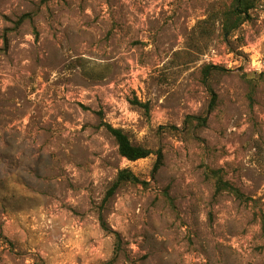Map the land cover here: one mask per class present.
<instances>
[{"label":"rangeland","instance_id":"obj_1","mask_svg":"<svg viewBox=\"0 0 264 264\" xmlns=\"http://www.w3.org/2000/svg\"><path fill=\"white\" fill-rule=\"evenodd\" d=\"M229 4L0 0V264L109 262L97 210L122 169L146 185L105 205L112 264H264V0L224 35ZM102 123L152 154L120 157Z\"/></svg>","mask_w":264,"mask_h":264},{"label":"trees","instance_id":"obj_2","mask_svg":"<svg viewBox=\"0 0 264 264\" xmlns=\"http://www.w3.org/2000/svg\"><path fill=\"white\" fill-rule=\"evenodd\" d=\"M230 4L227 10H225L220 16V25L221 30L224 35H229L233 33L246 19L248 12L254 8L256 0H229ZM26 17L28 16H21L16 21V25H19ZM8 48V40L5 35L2 36V48H0L1 53H5ZM215 69L219 70L217 67H208V69ZM205 76L207 75V70L204 71ZM130 104L136 107L141 108L144 111V114H148L149 112V104L139 102L136 99L130 101ZM215 105V94L211 93L210 104L208 106L207 111L210 112ZM207 123V116H194L188 115L185 117L183 121L184 129H199L206 126ZM102 126L106 130V132L112 137L114 140L117 153L120 157L124 158L129 162H134L140 159H145L152 152L140 145H135L131 143L128 136L118 128H113L109 124L102 123ZM155 154V162L152 166V172H156L163 164V156L160 150H156ZM206 177L212 179L214 181V189L216 194H220L222 192L228 193L229 195L233 196L237 201L242 204H249L253 203L254 201L251 198L246 197L242 194L239 189L228 183L227 181L223 180V174L221 170H208ZM124 184H130L134 186H145L146 182L140 180L137 176H135L130 170L122 169L119 170L115 176V179L112 181L110 186L107 188L104 197L101 201L100 206L97 210V219L99 222L100 228L108 234H112L114 236V249H113V258L105 263V264H112L113 260L118 257L119 252L121 251V241L118 234L112 232L110 228L107 226L103 218V210L105 205L109 202V200L113 197L115 192L119 187ZM262 228L264 229V216L260 214ZM37 264H43L41 260L38 261Z\"/></svg>","mask_w":264,"mask_h":264}]
</instances>
